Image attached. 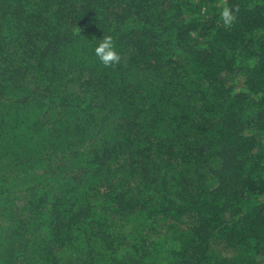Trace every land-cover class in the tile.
I'll use <instances>...</instances> for the list:
<instances>
[{
	"label": "trees",
	"instance_id": "1",
	"mask_svg": "<svg viewBox=\"0 0 264 264\" xmlns=\"http://www.w3.org/2000/svg\"><path fill=\"white\" fill-rule=\"evenodd\" d=\"M0 264H264V0H0Z\"/></svg>",
	"mask_w": 264,
	"mask_h": 264
},
{
	"label": "clouds",
	"instance_id": "2",
	"mask_svg": "<svg viewBox=\"0 0 264 264\" xmlns=\"http://www.w3.org/2000/svg\"><path fill=\"white\" fill-rule=\"evenodd\" d=\"M221 19L225 26H230L235 19L233 10L228 6H224L221 10ZM95 55L105 66H111L120 61V55L116 51L111 37H105L98 46L95 47Z\"/></svg>",
	"mask_w": 264,
	"mask_h": 264
}]
</instances>
